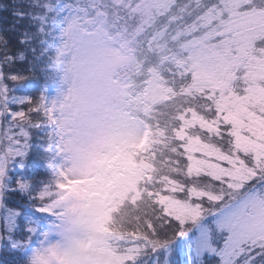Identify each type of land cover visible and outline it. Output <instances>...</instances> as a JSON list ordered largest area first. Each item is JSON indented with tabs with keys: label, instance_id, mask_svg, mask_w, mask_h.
I'll return each mask as SVG.
<instances>
[{
	"label": "snow or ice",
	"instance_id": "6c2138e0",
	"mask_svg": "<svg viewBox=\"0 0 264 264\" xmlns=\"http://www.w3.org/2000/svg\"><path fill=\"white\" fill-rule=\"evenodd\" d=\"M0 264H264V0H0Z\"/></svg>",
	"mask_w": 264,
	"mask_h": 264
}]
</instances>
